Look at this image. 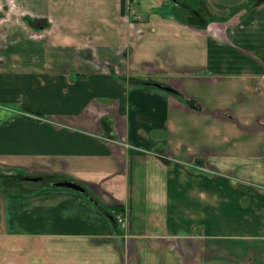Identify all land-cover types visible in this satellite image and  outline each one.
Returning a JSON list of instances; mask_svg holds the SVG:
<instances>
[{
  "label": "crops",
  "instance_id": "crops-1",
  "mask_svg": "<svg viewBox=\"0 0 264 264\" xmlns=\"http://www.w3.org/2000/svg\"><path fill=\"white\" fill-rule=\"evenodd\" d=\"M189 3L0 0V264H264V0Z\"/></svg>",
  "mask_w": 264,
  "mask_h": 264
},
{
  "label": "trees",
  "instance_id": "trees-1",
  "mask_svg": "<svg viewBox=\"0 0 264 264\" xmlns=\"http://www.w3.org/2000/svg\"><path fill=\"white\" fill-rule=\"evenodd\" d=\"M134 83H139V84H145V85H149V86H153L152 84L155 82L153 80H147V79H135ZM171 88V87H170ZM171 95H173L175 98H177L179 101L186 103L188 106L192 107V108H200V105L198 103H196L193 100H187L185 99L176 89L171 88V91L169 92ZM90 199H92L95 204L97 205V207L101 210H103V206H101L92 196L89 197ZM116 208V207H115ZM107 214L113 218V215L110 212H107Z\"/></svg>",
  "mask_w": 264,
  "mask_h": 264
},
{
  "label": "water",
  "instance_id": "water-1",
  "mask_svg": "<svg viewBox=\"0 0 264 264\" xmlns=\"http://www.w3.org/2000/svg\"><path fill=\"white\" fill-rule=\"evenodd\" d=\"M152 85L157 89H161V90L168 91V92L171 91V88L169 86L162 84V83L154 82ZM27 179L37 180V178H27ZM54 185L59 186V187H68V188L74 189V190L79 191V192L85 191L83 186H81L75 182H72V181H65V180L64 181H57L54 183Z\"/></svg>",
  "mask_w": 264,
  "mask_h": 264
},
{
  "label": "built area",
  "instance_id": "built-area-1",
  "mask_svg": "<svg viewBox=\"0 0 264 264\" xmlns=\"http://www.w3.org/2000/svg\"><path fill=\"white\" fill-rule=\"evenodd\" d=\"M127 13L130 15H134V10L132 9V6L131 5H127ZM117 220L120 222V223H124V217L122 215H118L117 216Z\"/></svg>",
  "mask_w": 264,
  "mask_h": 264
},
{
  "label": "rangeland",
  "instance_id": "rangeland-1",
  "mask_svg": "<svg viewBox=\"0 0 264 264\" xmlns=\"http://www.w3.org/2000/svg\"><path fill=\"white\" fill-rule=\"evenodd\" d=\"M198 0L194 1V0H191V3H189V6L191 7V9H193V13H196L198 14L199 12H197V10L195 11V9L193 8V2H197ZM203 13V12H202Z\"/></svg>",
  "mask_w": 264,
  "mask_h": 264
}]
</instances>
